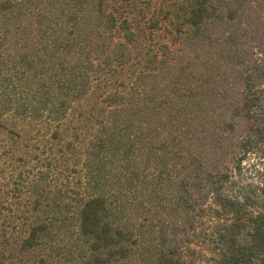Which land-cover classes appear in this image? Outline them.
<instances>
[{"label": "trees", "instance_id": "1", "mask_svg": "<svg viewBox=\"0 0 264 264\" xmlns=\"http://www.w3.org/2000/svg\"><path fill=\"white\" fill-rule=\"evenodd\" d=\"M134 2L0 0V264H264V0Z\"/></svg>", "mask_w": 264, "mask_h": 264}, {"label": "rangeland", "instance_id": "2", "mask_svg": "<svg viewBox=\"0 0 264 264\" xmlns=\"http://www.w3.org/2000/svg\"><path fill=\"white\" fill-rule=\"evenodd\" d=\"M170 2H172V0H135L134 2V8L131 9V11L127 14L125 11L124 13H121L120 15H118V18H123V17H128L132 20H136L138 23V25L142 28H147V24H148V20H150V18L155 14V12H157V8L163 7V4H165V7L167 8L170 4ZM138 11H140V13H138ZM139 20V21H138ZM141 42H144V44H147L145 47H150L153 45L154 42L158 41V40H164L161 36L163 35L162 31H155L153 33V35L151 36H147L144 35L143 33H141ZM144 46V45H143ZM19 129V128H17ZM15 131H19V130H15ZM21 143L17 140L15 141L14 139H4V136H2L0 138V152L4 151H10L13 150L14 152L17 151L18 148H20ZM9 155H7L4 159H0V163L2 165H5L6 168H4V176H1L0 174V183L3 184L4 189L0 192V200L2 201L1 203L3 204V209L1 210V212H3L6 216H8L11 219H14L16 224L19 223L21 224V222L24 221V219L26 217H30L31 220H33L31 217L35 216V213L30 212L29 214H27L25 211V206L32 204V202H29L27 199L29 198V194H25V190L26 188H29V190L32 189L33 183L32 180L34 179V174H35V170H32L30 173L27 174V172H24L23 175V182H25V184L23 185V189L19 190V186L16 183V175L18 174H13L11 173L12 178L9 176V171L10 169L13 167V169L16 170V172H19V167L15 168L17 163L14 162L12 165V160L8 157ZM29 166H33V165H29ZM30 168V167H29ZM64 169V168H63ZM62 168H59L58 170L63 171L62 173V178H61V182H65L66 177L64 178V175H68L67 172L63 170ZM250 178L252 180H256V182L262 181L264 182V173L259 171L257 174H255L254 172H250L248 173ZM24 176H25V180H24ZM27 198V199H26ZM30 206V205H29ZM17 232H19L17 230ZM24 235V234H23ZM23 235H20L21 238L23 237ZM16 240H19L16 239ZM10 242L15 245V243L17 241L10 240ZM8 244H6V248L7 251L11 250L10 246H7ZM4 247L0 246V249ZM49 252H47L45 249H40L37 248L36 250L30 252L29 254L24 255L25 256V262H31L29 264L34 263L32 257L38 255V257L40 256H45L47 255ZM7 255L6 251L4 256ZM3 256V255H2Z\"/></svg>", "mask_w": 264, "mask_h": 264}]
</instances>
